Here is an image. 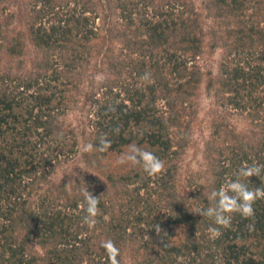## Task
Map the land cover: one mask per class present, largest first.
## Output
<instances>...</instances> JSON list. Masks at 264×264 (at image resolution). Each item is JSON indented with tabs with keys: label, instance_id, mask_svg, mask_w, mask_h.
I'll return each instance as SVG.
<instances>
[{
	"label": "trees",
	"instance_id": "trees-1",
	"mask_svg": "<svg viewBox=\"0 0 264 264\" xmlns=\"http://www.w3.org/2000/svg\"><path fill=\"white\" fill-rule=\"evenodd\" d=\"M1 3L0 264H107L100 245L108 239L119 249V261L131 242L134 264H264V198L255 200L250 218L231 213L228 228L195 212L212 206L207 197L238 178L249 190L264 189V0H202L212 33L221 28L224 51L208 88L216 86V102L246 114L256 129L247 137L213 119L204 167L188 174L183 191L180 161L190 142L191 116L186 118L195 109L191 98L201 72L194 61L204 38L193 2ZM16 18H23V28L7 36L3 29ZM107 41L117 48L106 47ZM9 57L15 70L6 64ZM23 57L30 68L21 66ZM145 73L149 79H142ZM84 84L95 90L87 95ZM82 98L89 99L86 119L76 117L77 127L64 123L66 111ZM86 120L84 143L93 149L85 156L92 167L136 146L163 161V171L150 177L137 165L115 178L109 173L105 184L92 176L75 178L82 183L71 187L49 183L57 167L76 155L75 128ZM102 139L110 141L104 151ZM254 164L262 166L259 176H238ZM109 189L121 199L118 210L106 198ZM85 191L99 199L92 229L83 223ZM181 226L187 233L176 241L174 229ZM210 226L219 228L218 237Z\"/></svg>",
	"mask_w": 264,
	"mask_h": 264
},
{
	"label": "rangeland",
	"instance_id": "rangeland-1",
	"mask_svg": "<svg viewBox=\"0 0 264 264\" xmlns=\"http://www.w3.org/2000/svg\"><path fill=\"white\" fill-rule=\"evenodd\" d=\"M191 1L193 2L195 10L199 11L202 14L201 27L204 29V38L201 43V52L194 61V64L196 65L197 69L199 70V72H201V81L199 84H197V87L194 90V94L191 98V100H194L193 107L195 109H193L194 111H192L191 115L187 116L186 118V121H189V117L191 116L190 142L185 147L184 153L181 156L180 176L178 182L179 191L187 190V187L189 186V173L202 170V168L204 167V142L207 138H209L210 133L212 131L211 122L213 119H217L218 117L221 118L224 122L234 126L238 130V132H240L241 135L244 134L247 137L254 136L253 130L256 129L254 123L246 114L239 113L238 111H235L232 108L222 107L219 105V103L216 102V98L214 96V90L216 86L212 88V91L209 90L208 82L210 78H213L216 82L218 77L219 64L224 56V51L221 47L222 34L219 32L221 28L217 27L215 29L217 35L213 34L211 27L215 26L211 22L212 19L203 10L202 0ZM2 4L3 3H1L0 6ZM11 4H13V1L11 2ZM12 6L13 5L9 6L10 10H13V8H11ZM22 20L23 18H16L14 20V24H11L12 26L8 28V30L3 29L7 33L6 35L8 36L9 34H12L11 32H14L15 34L16 31H18L20 28H23V26H21ZM100 22L101 21L98 20L97 24ZM7 40H10V37H7ZM4 44L6 45V42H4ZM110 44L113 45L114 49H116L118 46L115 42L110 43L108 41L106 42L105 46L108 47L110 46ZM1 56L2 57H0V70L2 68V65H5L6 53L2 52ZM22 59L23 65L21 66H23L24 68H30L31 63L27 61V58L23 57ZM8 60L9 61L6 62L8 68L12 66V70H15V61H13V59L10 57L8 58ZM98 76H100V74ZM84 87L82 88V91H85L87 95L89 92L90 95V92L93 88L90 89L87 84H84ZM89 98H91V96H89ZM88 101L82 98L76 108L68 109L66 111L67 113L63 117L64 123H69L73 127H77L76 117H84L86 119V110L87 105L89 103ZM87 122L88 120L85 121L84 125L78 127V129L75 128L76 131L78 130L77 135L79 139L78 151L76 155L68 162L61 163L60 166L57 167L56 172L50 177L49 183L54 184L64 181L68 187H71L75 184L82 183L81 180L75 178L82 176H92L94 179L100 180L105 184L110 181L108 180V178L110 177L108 176L109 173L112 174L111 176L115 178L121 174L128 173V171H132L137 166L132 165L131 163H116L118 159L125 156L129 152V149H125L108 154L106 158H103L100 168L92 167V165L89 164L90 156H85L87 152L83 151L84 146H86L84 140L87 138V134L85 131H88ZM82 131H84L85 133H83ZM130 167H132V170L130 169ZM141 168V166H137V170H140ZM109 191V193L105 194L106 198L110 200L108 202H110L111 209L113 211L118 210L121 207V205L118 204L121 199L117 197V195L113 194L112 189H109ZM186 233L187 231L183 226L174 229L176 241L184 238ZM97 241L98 240L96 239L95 242ZM138 241V238L135 239L134 245H138ZM125 245L126 249L119 262L120 264H134V246L131 242H127ZM100 262H104V259L102 258Z\"/></svg>",
	"mask_w": 264,
	"mask_h": 264
},
{
	"label": "clouds",
	"instance_id": "clouds-1",
	"mask_svg": "<svg viewBox=\"0 0 264 264\" xmlns=\"http://www.w3.org/2000/svg\"><path fill=\"white\" fill-rule=\"evenodd\" d=\"M150 74L145 73L142 79H149ZM96 79L100 82L103 81L102 76H97ZM149 82H151L149 80ZM110 147V141L102 139L100 150L104 151ZM93 149L92 144L84 146V152H90ZM117 164L131 163L132 165H139L147 173L148 176L158 175L163 171L164 164L154 153L143 150L136 146H131L129 152L116 161ZM260 165L243 166L238 173L239 177H251L253 175L259 176L261 172ZM228 192H232L233 195H229ZM86 203L85 216L83 217V223L88 226L89 229L95 227L96 217L99 214V199L92 195L91 192L85 191L83 193ZM258 198H264V189L256 188L254 191L249 190L247 186L240 182L239 178L236 181H232L228 184L227 190L220 189L213 191L207 199L213 202V205L206 209H197L195 212L202 216H207L213 220L215 225H219L224 228L231 226V213L239 212L240 215L247 219L254 215L253 203ZM158 232V231H157ZM209 232L213 237H218L220 231L218 227L210 226ZM107 256V264H120L117 257L119 256V249L115 243L108 239L101 241L100 245Z\"/></svg>",
	"mask_w": 264,
	"mask_h": 264
}]
</instances>
